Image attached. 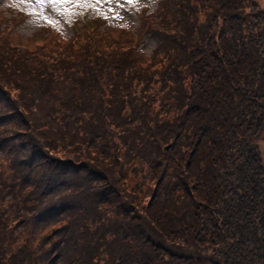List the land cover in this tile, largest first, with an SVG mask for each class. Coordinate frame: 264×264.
I'll return each mask as SVG.
<instances>
[{"label": "trees", "instance_id": "trees-1", "mask_svg": "<svg viewBox=\"0 0 264 264\" xmlns=\"http://www.w3.org/2000/svg\"><path fill=\"white\" fill-rule=\"evenodd\" d=\"M165 5L149 57L4 48L0 264H264V0Z\"/></svg>", "mask_w": 264, "mask_h": 264}, {"label": "rangeland", "instance_id": "rangeland-1", "mask_svg": "<svg viewBox=\"0 0 264 264\" xmlns=\"http://www.w3.org/2000/svg\"><path fill=\"white\" fill-rule=\"evenodd\" d=\"M160 1L136 0L134 4L120 7L115 0L112 4L106 0H68L55 5L39 4L36 0H0V55L8 47L15 55H32L37 50L45 54L59 52L69 44L76 45L78 39L86 40L91 34L110 42L116 40L122 48H133L146 57L152 56L159 34L146 23H151L157 11L166 8V5L159 6ZM120 3L123 4V0ZM45 16L54 23L46 21ZM16 128L19 127L5 125L1 134L8 135ZM1 144L0 139V147ZM260 146L264 159V141ZM57 154L63 156L64 152ZM11 163V156L0 151V180L5 174L10 176ZM53 224L45 225L43 232Z\"/></svg>", "mask_w": 264, "mask_h": 264}, {"label": "snow or ice", "instance_id": "snow-or-ice-1", "mask_svg": "<svg viewBox=\"0 0 264 264\" xmlns=\"http://www.w3.org/2000/svg\"><path fill=\"white\" fill-rule=\"evenodd\" d=\"M68 2V0H36V3L39 4H63ZM87 2V0H85ZM97 2H100V0H97ZM107 3L112 4L114 0H106ZM136 0H123V4L120 3V0H115V3L119 5L120 7H123L124 4L131 5L134 4ZM110 11H113V9H109ZM118 15V14H117ZM46 21H48L50 24H53L54 22L49 20L47 16L44 17Z\"/></svg>", "mask_w": 264, "mask_h": 264}]
</instances>
